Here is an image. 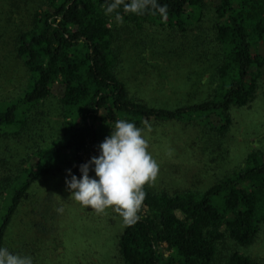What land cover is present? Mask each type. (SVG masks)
Here are the masks:
<instances>
[{
	"label": "trees",
	"instance_id": "1",
	"mask_svg": "<svg viewBox=\"0 0 264 264\" xmlns=\"http://www.w3.org/2000/svg\"><path fill=\"white\" fill-rule=\"evenodd\" d=\"M208 1L213 4L209 24ZM27 2L36 4L30 24L14 37L26 83L16 96L0 98V142L25 150L17 158L6 148L0 151V246H6L9 227L31 188L61 170L79 177V165L98 155V145L117 120L141 128L144 121L198 127L223 147L232 110L254 103L264 81V0H159L167 6L166 16L154 9L129 13L121 5L123 23L141 33L153 27L161 35H180L185 43L172 46L214 58L196 95L171 109L131 93L119 77V23L116 13L105 14L111 0ZM57 85L60 94H55ZM144 190L139 220L124 223L117 238L120 264H264L226 246L230 241L250 247L264 225L260 149L249 151L241 168L205 190L170 193L150 184ZM39 199L33 207L47 219ZM43 201L48 204L50 196Z\"/></svg>",
	"mask_w": 264,
	"mask_h": 264
},
{
	"label": "rangeland",
	"instance_id": "2",
	"mask_svg": "<svg viewBox=\"0 0 264 264\" xmlns=\"http://www.w3.org/2000/svg\"><path fill=\"white\" fill-rule=\"evenodd\" d=\"M35 7V3L27 0H0L2 99L16 96L25 86L26 73L16 57L14 37L19 29L30 24ZM207 7L205 20L209 24L213 4L208 1ZM117 28L123 44L119 77L126 81L131 93L150 104L164 109L183 104L196 95V87L202 86L201 79L209 78L214 58L202 55L201 50L172 46L185 43L180 35H161L153 27L141 33L125 23L118 24ZM261 52L264 54V49ZM54 91L60 94L61 87L55 86ZM199 130L170 122L151 125V131L146 130L148 151L159 169L150 183L152 187L170 193L183 189L205 190L241 168L252 149L264 152V81L254 103L232 110V125L223 147H216L213 140L202 136ZM3 148L15 158L25 153L24 147L14 142H0V151L3 152ZM66 175V170H61L31 188L9 227L6 247L31 255L34 264H120L116 244L124 227L122 217L111 208L97 214L90 207L81 206L70 197L65 185ZM48 196L50 201L46 204L43 198ZM37 199L43 204L40 207L47 211V219L33 207ZM61 208L62 211H57ZM226 246L264 263V225L250 247H237L230 241Z\"/></svg>",
	"mask_w": 264,
	"mask_h": 264
},
{
	"label": "clouds",
	"instance_id": "3",
	"mask_svg": "<svg viewBox=\"0 0 264 264\" xmlns=\"http://www.w3.org/2000/svg\"><path fill=\"white\" fill-rule=\"evenodd\" d=\"M121 5L129 13L143 14L154 9L162 16L167 15V6L159 0H111L105 14L116 13L119 24L124 22L118 11ZM143 123L141 128L129 120H117L110 135L98 145V155L79 165V177L66 169L65 185L72 199L97 214L111 208L120 214L126 225L139 220L138 213L146 198L144 186L155 180L159 170L148 151L146 130L150 132L151 125L147 121ZM0 264H34V261L31 255L0 246Z\"/></svg>",
	"mask_w": 264,
	"mask_h": 264
}]
</instances>
